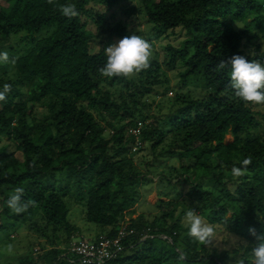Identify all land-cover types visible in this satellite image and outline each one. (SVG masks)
<instances>
[{"label": "trees", "instance_id": "1", "mask_svg": "<svg viewBox=\"0 0 264 264\" xmlns=\"http://www.w3.org/2000/svg\"><path fill=\"white\" fill-rule=\"evenodd\" d=\"M132 1L57 0L75 4L79 15L69 19L46 0H0V42L14 40L18 49L16 55L12 45L4 48L15 64L0 63V90L11 85L0 102V131L8 138L0 146V235L25 227L46 241L10 264H82L69 251L77 230L69 200L102 228L94 241L115 238L123 226L135 230L105 264H234L250 255L248 229L264 232V104L245 106L226 95L229 68L216 71L234 55L264 64L260 46L249 55L264 40V0H139V9L125 10L129 17L140 10L149 24L183 37L180 46L168 42L164 48V65L179 78L175 96L157 104L169 106L166 117L151 113L162 96L158 89L169 91L157 57L131 79H108L98 71L110 41L131 33L91 4L109 12ZM39 106L44 111L38 116ZM140 124L141 147L133 153L132 131ZM229 134L233 142L225 144ZM171 162L178 166L156 175L167 188L187 185L186 197L160 200L161 217L133 219L142 189L153 182L147 171L156 172L149 164ZM233 167L243 175L234 178ZM16 187L23 188V200L36 202L22 214L6 204ZM189 210L212 225L227 223L240 243L218 251L193 242L183 223Z\"/></svg>", "mask_w": 264, "mask_h": 264}, {"label": "rangeland", "instance_id": "2", "mask_svg": "<svg viewBox=\"0 0 264 264\" xmlns=\"http://www.w3.org/2000/svg\"><path fill=\"white\" fill-rule=\"evenodd\" d=\"M5 4V3H4ZM92 7H95L96 10H102V12H106L107 18L109 19L110 23L113 22H122L127 25L128 30L131 34L135 33L137 35H140L142 38L147 40L149 43L153 45V49L155 52H153L152 56L157 57L162 65V69L165 72V76L168 80V86L169 91L165 94V88H159L158 91L162 96L156 98V102L152 107L151 113H153L156 117H166L169 113V106L164 108L158 107L159 103L162 101V98L165 97V99L173 98L175 96V87L177 86L179 82L178 74L173 71H169V69L164 65V62L166 60V54L164 52V48L168 45V42H172L174 46L178 47L180 46V43L183 39L182 36L179 35H171L169 32H166V29L162 26L158 25H151L148 23L146 16L139 10V12L129 17L125 15V10L128 8H131L133 6L137 7L139 9L140 2L139 0H134L130 4L127 5V7H118L115 8L113 11H105L101 8H99L95 3L91 4ZM98 8V9H97ZM141 9V8H140ZM111 17H114L113 20ZM251 22V21H249ZM243 24H240L237 29L241 28ZM94 26L92 25V29L94 30ZM264 33V30L262 31ZM25 35V33L21 34ZM16 39V37L14 36ZM118 38H113L110 41L111 43L118 42ZM109 44V45H110ZM12 45L13 47V53L18 55V49L17 45L14 43V40H7L0 42V52H4L6 50L8 51L7 46ZM260 46V51H264V40L260 39L250 50L257 51V47ZM190 88L183 89V92H187ZM193 91V89H190ZM158 104V105H157ZM175 109V108H174ZM38 116L40 113L44 111L42 107H38L37 109ZM8 138L5 136L4 133L0 131V146L6 141ZM233 142L232 135H227L225 138L224 143L230 144ZM134 153V152H133ZM139 164V165H138ZM137 165L140 167L142 171H146L144 168V164L138 163ZM141 164V165H140ZM171 165L177 167V162H171L166 167L160 166L158 163H151L149 164V168L151 170H156L154 173H148L147 174L149 178L153 179V182L147 186L146 188L142 189L141 191V197H140V203L137 207V213L133 217V219H136L139 215L145 214L146 216H157L161 217V213L158 210V203L160 200L164 202L168 201H182L188 192V186H184L180 189H173V188H167V186H163V184H160V180L156 173H160L163 169L169 170ZM172 168V167H171ZM165 192L168 194V196L161 197V193ZM178 194H180L178 196ZM181 205V204H180ZM68 206L70 208V214H69V221L72 225H74L77 230L74 233V242L76 240L79 241L81 238H86L89 240H94L101 232L102 228L100 226H97L95 224L89 223L86 220V210L82 209L79 205H76L73 200H69ZM183 209V206H180L177 213H175V218L179 217V212ZM197 214L201 215L206 222L209 223L207 216L201 212H196ZM231 215H228V218ZM173 219H168L169 222H172ZM184 220V219H183ZM184 223V222H183ZM130 224V223H129ZM211 224V223H209ZM185 226V224H184ZM216 229V238H215V246L213 248H216L218 251H224V250H231L233 249L238 243H240L239 238L237 240L233 239V237L237 238L233 234L229 233L226 228L229 226L227 223H225L222 226L214 225ZM8 235V236H7ZM65 236V235H64ZM62 237L64 241L65 237ZM11 238L13 242L7 241V238ZM42 243L44 244L46 241L43 239H40L37 237V235L32 232L31 230L25 228V227H19L14 232H7L0 235V264H10L17 260L18 258L25 256L31 251H37L36 250V243ZM61 242V241H60ZM9 245H11L12 250L8 251ZM49 247V246H47Z\"/></svg>", "mask_w": 264, "mask_h": 264}, {"label": "clouds", "instance_id": "3", "mask_svg": "<svg viewBox=\"0 0 264 264\" xmlns=\"http://www.w3.org/2000/svg\"><path fill=\"white\" fill-rule=\"evenodd\" d=\"M49 5L58 8L61 15L72 19L79 15L75 4H58L57 0H46ZM106 56L105 65L100 68L99 74L108 79L123 78L131 79L146 71L150 67V59L153 54L152 45L135 33L126 35L118 42L111 43L104 48ZM250 56L256 55L254 50L250 51ZM16 58L9 59L6 51L0 52V63L15 64ZM229 68V83L225 88V94L239 99L245 106L264 104V64L257 59L248 60L244 56L234 55L226 62L221 61L216 71ZM11 91L10 84H4L0 90V102L5 101L7 94ZM243 166L251 164V159L242 161ZM231 174L234 178L243 175L241 168L233 167ZM24 190L16 187L14 192L8 196L7 207L15 214H22L30 207H34V200H23ZM188 231L186 235L195 243L203 246L214 247L216 238L215 226L194 210L186 212L183 220ZM249 235L254 238L249 257H238L233 259L234 264H264V232L258 233L255 228L248 229ZM237 240L238 238L233 237ZM9 245L8 251H11ZM184 260L183 255L180 256Z\"/></svg>", "mask_w": 264, "mask_h": 264}, {"label": "built area", "instance_id": "4", "mask_svg": "<svg viewBox=\"0 0 264 264\" xmlns=\"http://www.w3.org/2000/svg\"><path fill=\"white\" fill-rule=\"evenodd\" d=\"M141 128L142 125L140 124L137 130L132 131V134L137 138L133 152L141 147V141L138 139ZM135 234V230L123 226L118 230L117 236L113 239L106 238L105 236H100L95 241L81 238L79 241L71 244L69 251L71 254L77 256L78 261L82 264H105L121 253L124 250L123 241ZM145 239H147V236H143L142 240Z\"/></svg>", "mask_w": 264, "mask_h": 264}, {"label": "bare ground", "instance_id": "5", "mask_svg": "<svg viewBox=\"0 0 264 264\" xmlns=\"http://www.w3.org/2000/svg\"><path fill=\"white\" fill-rule=\"evenodd\" d=\"M76 241V240H75Z\"/></svg>", "mask_w": 264, "mask_h": 264}]
</instances>
